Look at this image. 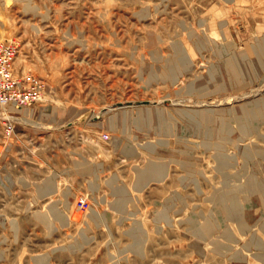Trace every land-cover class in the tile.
<instances>
[{"label":"rangeland","instance_id":"rangeland-1","mask_svg":"<svg viewBox=\"0 0 264 264\" xmlns=\"http://www.w3.org/2000/svg\"><path fill=\"white\" fill-rule=\"evenodd\" d=\"M0 40L42 83L0 102V264H264V0H0Z\"/></svg>","mask_w":264,"mask_h":264},{"label":"built area","instance_id":"built-area-1","mask_svg":"<svg viewBox=\"0 0 264 264\" xmlns=\"http://www.w3.org/2000/svg\"><path fill=\"white\" fill-rule=\"evenodd\" d=\"M15 50L9 42L0 40V102L13 105L15 108L30 105L41 99L42 83L26 76V83L17 76L14 70Z\"/></svg>","mask_w":264,"mask_h":264},{"label":"bare ground","instance_id":"bare-ground-1","mask_svg":"<svg viewBox=\"0 0 264 264\" xmlns=\"http://www.w3.org/2000/svg\"><path fill=\"white\" fill-rule=\"evenodd\" d=\"M13 72H14V70H13ZM244 72V71H243ZM15 73V72H14ZM245 73V72H244ZM2 102H5L4 100H2ZM146 112V111H145ZM153 112V111H152ZM249 112L255 117H261L260 119L261 120H264V114L263 115H261L260 116V114H258V111L255 109V107H250V109H249ZM246 114V113H245ZM245 116V115H244ZM146 117H148V116H145L144 118H146ZM262 152V154L264 153V151H261ZM154 170V169H153ZM162 169H160V171H161ZM157 171V170H156ZM148 174V173H147ZM163 174V173H162ZM148 177V176H147ZM254 182V181H253ZM253 182L251 181V180H246L245 182H244V184H240L239 185V187H241V186H245V187H247L249 190H251L252 191V193L253 192H262L261 191V185L257 182V181H255V183H254V186H253ZM49 189H51V186L49 185L47 188H45V190H47L46 192H48V190ZM263 195H264V193H263ZM234 203H236V199H235V196H234ZM122 202V201H121ZM218 202V201H217ZM221 204V203H220ZM221 206H222V208H223V213H224V215L227 217V218H231V217H237V215L239 214V211H237V210H232L227 204H226V201L224 200L223 202H222V204H221ZM264 226V225H263ZM208 226H201L200 228H198L197 230L199 231V233H201V234H203V233H205V232H208Z\"/></svg>","mask_w":264,"mask_h":264}]
</instances>
